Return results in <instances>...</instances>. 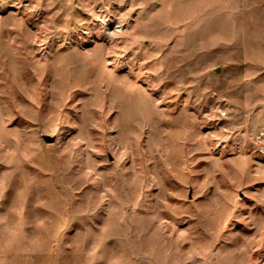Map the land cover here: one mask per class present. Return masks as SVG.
I'll return each instance as SVG.
<instances>
[{
  "label": "rangeland",
  "instance_id": "374dc122",
  "mask_svg": "<svg viewBox=\"0 0 264 264\" xmlns=\"http://www.w3.org/2000/svg\"><path fill=\"white\" fill-rule=\"evenodd\" d=\"M0 264H264V0H0Z\"/></svg>",
  "mask_w": 264,
  "mask_h": 264
},
{
  "label": "water",
  "instance_id": "95a60500",
  "mask_svg": "<svg viewBox=\"0 0 264 264\" xmlns=\"http://www.w3.org/2000/svg\"><path fill=\"white\" fill-rule=\"evenodd\" d=\"M43 139H44L45 143H47V144H52L56 141V137H52L49 135H43Z\"/></svg>",
  "mask_w": 264,
  "mask_h": 264
}]
</instances>
